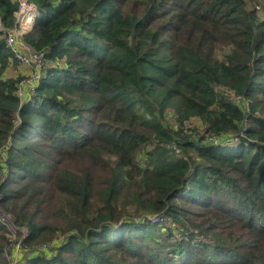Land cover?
Masks as SVG:
<instances>
[{
    "label": "trees",
    "instance_id": "1",
    "mask_svg": "<svg viewBox=\"0 0 264 264\" xmlns=\"http://www.w3.org/2000/svg\"><path fill=\"white\" fill-rule=\"evenodd\" d=\"M30 1L23 40L46 66L22 99L20 4L0 0L18 264H264V0ZM10 233L0 222V264Z\"/></svg>",
    "mask_w": 264,
    "mask_h": 264
},
{
    "label": "built area",
    "instance_id": "2",
    "mask_svg": "<svg viewBox=\"0 0 264 264\" xmlns=\"http://www.w3.org/2000/svg\"><path fill=\"white\" fill-rule=\"evenodd\" d=\"M261 1V0H259ZM20 4V9L17 12L20 13V15L24 14L23 20H25L26 12H33L36 17H37V5L30 1V0H18ZM254 7L255 9L258 10L259 13H263V7L261 3L259 2H254ZM35 21H32L31 23H26L24 21L25 26L19 27L18 24L17 26L8 30L7 32V38L6 42L7 45L11 48L13 51L16 59L20 62L21 65L24 67H27L29 70H31L32 76L27 80H23L20 83V87L18 89V94L19 96L24 99L27 97V95L31 92H33L40 83V80L43 76V71L46 66L45 62V52L43 51H38L30 47L28 44H26L23 40V35L29 31L35 24ZM26 44L30 48L29 51H25L23 48V45ZM175 147V146H174ZM1 177V173H0ZM1 194V193H0ZM2 198V194L0 199ZM2 207L0 206V222L5 224L7 227H12L14 228V231L16 233H20L24 231L22 234L19 235H14L10 240V243L6 246L5 248V254L7 256V259L10 261V264H18L19 262V253L22 250V239L27 235L28 229L27 228H18L12 219V216L8 213L2 211ZM146 219H149L153 222L156 221H163V216L159 214H146Z\"/></svg>",
    "mask_w": 264,
    "mask_h": 264
},
{
    "label": "rangeland",
    "instance_id": "3",
    "mask_svg": "<svg viewBox=\"0 0 264 264\" xmlns=\"http://www.w3.org/2000/svg\"><path fill=\"white\" fill-rule=\"evenodd\" d=\"M23 16H24V14H22V15H20V13H18V15H17V24L19 25V27H21V25L22 26H25V23H24V21H26V23H31L32 21L31 20H23ZM30 15L28 14V12H26V16H25V18H30L29 17ZM23 48H25L24 50L25 51H29L30 49V47L28 46V45H26V44H24L23 45ZM21 66V72H20V74L23 76V78H24V80H28L29 78H30V76H32V74H31V70H29L28 68H25L24 66H22V65H20ZM43 74H44V71H43ZM169 118L171 119V120H173V118H172V116H169ZM172 122H174V120L172 121ZM198 123V120L197 119H195L193 122H192V124L191 125H193V124H197ZM0 197H1V194H0ZM3 211V210H2ZM4 212V211H3ZM5 213V212H4ZM7 227V226H6ZM8 229H10L11 230V233H10V240H11V238L13 237V234L16 236V235H19V234H22L24 231H22V232H20V233H16L15 231H14V228H12V227H7ZM7 257V256H6Z\"/></svg>",
    "mask_w": 264,
    "mask_h": 264
},
{
    "label": "crops",
    "instance_id": "4",
    "mask_svg": "<svg viewBox=\"0 0 264 264\" xmlns=\"http://www.w3.org/2000/svg\"><path fill=\"white\" fill-rule=\"evenodd\" d=\"M22 66H23V65H22ZM25 68H27V67H25ZM19 71L21 72V66H19L18 69H15V68L12 69V68H11V69L8 71V74H9V75H15V74L18 75Z\"/></svg>",
    "mask_w": 264,
    "mask_h": 264
},
{
    "label": "bare ground",
    "instance_id": "5",
    "mask_svg": "<svg viewBox=\"0 0 264 264\" xmlns=\"http://www.w3.org/2000/svg\"><path fill=\"white\" fill-rule=\"evenodd\" d=\"M28 14L30 15L29 16L30 18H25V20H31V21H35L36 20V15L33 12H28Z\"/></svg>",
    "mask_w": 264,
    "mask_h": 264
}]
</instances>
